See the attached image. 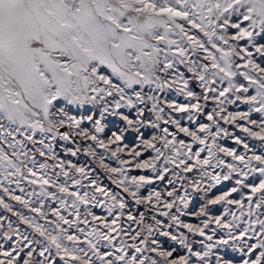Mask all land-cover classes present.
I'll list each match as a JSON object with an SVG mask.
<instances>
[{"label":"snow or ice","instance_id":"obj_1","mask_svg":"<svg viewBox=\"0 0 264 264\" xmlns=\"http://www.w3.org/2000/svg\"><path fill=\"white\" fill-rule=\"evenodd\" d=\"M192 29L202 33L203 39L197 34L189 35ZM171 36L179 37V42ZM200 52L205 54L202 60L193 58ZM254 54L264 61V0H0V136L7 133L13 137L9 144L13 152L9 155L0 148V162L23 177L21 168L27 165L20 157L27 158L29 154L15 151L17 144L21 149L25 145L15 141L9 130L12 126H16L15 132L23 129L25 139L33 145H40L36 152L41 157L57 158L53 147L57 139L73 145L77 140L89 142L82 147H63L73 156L83 151L97 159L99 167L110 174L109 179L135 205L145 209L136 214L126 211L125 197L100 187L95 179L89 181L94 188L91 196L86 190L81 192V188L88 187L82 179H89L91 172L70 162L66 170L60 161L57 179L41 174L31 182L40 184L41 195L53 199L56 193L48 192L46 186L58 189L63 194L62 207H69L67 197H71L76 220L70 222L60 209H55L52 214L56 219L46 221L52 226L49 230L35 217L16 213L44 240L30 239L17 229L13 230L17 237L13 241V235L4 232L3 239L12 244L5 248L0 243V264H57V260L63 264H264V211H260L264 209V154H238L236 149L217 143L221 136L230 135L221 121L264 142V118L259 124L250 118L252 112L264 113V66ZM237 77L247 83H238ZM218 81L227 86L215 87ZM173 88L186 103L161 101L158 93ZM250 88L255 94L246 95ZM210 100L215 107L206 111ZM237 101L248 105V111H227L225 105ZM125 109L134 110L135 115ZM176 113L186 115L196 127L182 125ZM109 116L118 117L122 126L102 138ZM201 116L208 122H199ZM161 121L175 125L178 133L190 137L191 142L178 140V133L169 132L167 127L161 129ZM86 123L90 128L84 126ZM148 128L160 130L161 134L146 138L144 130ZM37 132L48 143L43 138L36 141ZM130 135L134 139L126 143ZM233 139L252 151L241 137ZM194 145H199L195 151ZM97 148L103 152L98 153ZM148 150L155 155L141 161ZM203 152L207 155L201 158ZM121 154L129 158L123 159ZM220 154L231 157L232 162H226ZM35 155L31 157L34 167ZM109 155L118 167L105 163ZM47 167L46 162L39 164V169ZM131 167L150 169L154 175L130 177ZM181 167L184 174L198 169L199 179L185 187L186 175L174 170ZM217 168L227 171L221 175L215 171ZM27 170L37 177L34 168ZM69 170L81 179L70 177ZM170 172L180 181L183 195L175 187L163 193L153 189L142 194L141 190L155 181L167 180V185H174L175 181L168 178ZM253 173L258 182L248 183ZM61 174L64 183L58 179ZM69 179L75 191H70ZM232 179L235 186L220 194L213 192L222 181ZM244 189L248 191L240 199L231 198ZM97 193L104 200H98ZM196 197L201 203L193 210L190 206ZM13 199L21 201L20 196ZM21 202L28 207L27 200ZM93 202L106 207L108 217L89 212L93 225L85 233L78 224L79 206L87 207ZM245 202L247 213L243 211ZM40 204L30 210L46 217L43 201ZM216 205L225 206L223 214H212ZM228 205L238 206L240 216ZM4 207L11 211L9 205ZM147 213H152V223H147ZM245 215L248 219L238 222ZM158 216L166 218L167 223ZM184 216L195 217L199 223L185 222ZM125 218L139 230L125 227ZM80 222L89 223L87 218ZM73 226L84 233L83 240L76 232H69ZM190 235L204 238L198 241L199 248ZM161 236L179 245L185 254L177 256L176 248L163 247L158 239ZM102 242L105 249L112 250L102 251ZM34 244L43 245L38 253ZM82 244H87V250ZM229 250L239 253V258L229 257Z\"/></svg>","mask_w":264,"mask_h":264},{"label":"rangeland","instance_id":"obj_2","mask_svg":"<svg viewBox=\"0 0 264 264\" xmlns=\"http://www.w3.org/2000/svg\"><path fill=\"white\" fill-rule=\"evenodd\" d=\"M186 28H190L189 25L185 24ZM162 31V30H161ZM192 34H197L199 35L202 39H203V35L202 33H199L198 30L192 29L189 32V35ZM170 38L172 39H177V41L179 42V37L177 36H171ZM241 44H243V41L240 42ZM162 48L164 47L163 44L160 45ZM251 50V48H250ZM205 54L203 52H200L198 54H196L193 58L198 59V60H202L203 56ZM254 58L256 59V61L258 63H262V66H264V61H262V58L259 57L258 55L254 54ZM237 62H240L237 60ZM210 63V62H209ZM181 71H184V66L180 65L179 66ZM190 75V74H189ZM237 82L238 83H247L243 77H237ZM217 88H220L222 86H227L226 82L224 85H221L219 83V81L217 82L216 85H214ZM190 87H193L196 89V91H200V89L197 87L196 84H191ZM255 94L254 88H250V91L248 94L246 95H253ZM158 95L160 96L161 101L164 100H176L180 103H186L187 101H185L184 96L182 94H180L175 88L171 89V90H165L162 93H158ZM230 98H234V97H230ZM215 107V104L210 100L208 102V106L205 109L206 111H211L213 108ZM227 111H248V105L240 103L239 101H237L235 104H226L225 105ZM126 112L131 111L133 115H135L134 110H129V109H125ZM168 110L166 109V112ZM73 114H78L76 113V110H73ZM147 115V114H146ZM175 117L177 119L181 120V124L184 126H188L190 128H195L196 125L192 124L188 121L186 115H182L179 113L174 114ZM250 118L252 120H256L257 123L259 124V122L261 121L262 118H264V113H257V112H252L250 115ZM199 122L201 123H206L208 122L206 120V117L201 116ZM107 127L105 130V133L102 134V138H105L107 136L110 135L111 131H115L117 127H121V123L118 119V117H112L109 116L108 119L105 121ZM161 124V129L164 127H167L169 129V132L171 133H178L177 128L175 127V125H171V124H165L163 123V121L160 122ZM221 124L223 127H225L228 132L230 133L229 136H221L220 138H218L217 143L223 147H227V148H234L236 149L238 154H246V155H252L253 153L255 154H264V142L260 141L259 139L253 138L248 136L246 133L242 132L240 129L235 128V126L233 125H228V124H224L223 121H221ZM85 127H89L90 125H88L87 123L84 125ZM250 126V125H249ZM5 127H8L7 124H5ZM16 126H12L9 130L13 131V135L15 137V141L17 142H23V144L25 145L24 149H21L19 147V144H17V147L15 149V151L19 154L21 151H27L28 152V157L25 158L23 156L20 157V160H24L25 164L27 165V167H22L21 168V172L23 173V177H27V178H23L21 177L19 174H14L15 170L12 169L11 167L7 166L6 163L0 162V199L3 200V203H0V243H3L5 245V248H10L12 242L10 241H6L3 239V233L4 232H8L9 234L13 235V241H15L17 239V237L15 236L13 230H17L19 231V233H21L22 235H26L28 236L30 239L36 240L39 239L41 241L44 240L43 237H39V235L37 233H35L34 229L28 225L23 223V221L20 219V217L18 215H16V213H21L24 216H27L29 218H33L35 217L36 222L40 223V224H44L46 227H49V230H51V227L49 224L46 223V221H53L56 219V217L52 214L53 210L55 209H60L61 214L64 215L70 222L76 220V216L74 213V210L70 207L71 205V197H67L68 200V205L69 207H62L61 203H60V199L63 196V194L59 193L58 189L53 188L51 186H46L47 191L48 192H55L57 195L56 199H53L51 196H47V195H41L42 189L40 187L39 183H32V180L38 179L39 175L41 174H46L49 178L55 180L57 179V176L55 175V173H61V169L59 167V162L63 161L65 166H66V170L67 166L70 163L79 166H85L90 172L91 175L89 177V179H82V184L84 185H88L87 188H81L80 191H88L89 195L91 196L94 188L92 186H90L89 181L91 179H95L97 185H99L100 187L105 188L106 190L115 192V193H119L121 196H124L125 199L127 200L128 203V209L126 211H133V214H136V211H145L144 206L143 205H135L134 201L130 198L127 197L126 194L123 193L122 188H120L117 184H114L112 182V179H109V173L106 172L103 168L99 167V163L97 159H94L93 157L87 155L85 152L80 151L79 153H77L76 156L71 155L70 153L66 152L64 150V145H67V147L69 148H75V147H82V146H86L87 143L89 142H81L80 140H77L76 144L73 145L69 142H65V141H61L59 139H57V141L54 144V151L56 153V159H52L49 157H41L38 152H36V149L40 147V145L37 143L36 145H33L32 142L28 141L25 139V134L24 130L21 129L20 132H15ZM254 131H258V128H253ZM145 137L146 138H150L151 135L155 134V135H160L161 131L157 130V129H152V128H148L145 129ZM7 137V139L5 140L4 137ZM233 136H239L241 137L245 143H247L249 145V148L252 151H248L246 149H244L243 145L240 144H236L235 140L233 139ZM45 139V142L48 143L47 138L37 132L34 139L36 141H39L40 139ZM134 139L133 136H129L128 139L125 141L126 143H130L132 140ZM169 139H171V137H169ZM177 139H183L185 141V143H190L191 142V138L190 137H186L184 136V134L182 133H178L177 135ZM13 142V137L12 136H7V133H4L3 136H0V148H3L7 153H9V155H11V153L13 152V148L9 147V144ZM157 147H162L161 143H157ZM199 147V145H194L193 146V151L197 150ZM165 151V155H168L167 150ZM97 152L98 153H102L103 149H99L97 148ZM35 153V159H36V165L35 167L33 166V164L31 163V157L32 154ZM155 153L152 152L151 150H148L147 152L143 153V155L140 157V160H147L150 157L154 156ZM207 155V152H203L201 153V158H203L204 156ZM221 157L223 159H225L226 162H232L231 157H224L223 154H220ZM121 158L123 159H128L129 157H127L124 154H121ZM20 160H17L16 163L19 165L20 164ZM47 163L48 167L46 169H39V164L40 163ZM105 163L109 164L111 167H118L119 165L117 164V162L111 158V156H106L105 157ZM163 163V158L157 162V165L159 167L160 164ZM213 163H215V160H213ZM168 167L171 169L172 165H168ZM28 168H34V171L37 172V177H33L31 176V174L28 172ZM175 171L181 172L182 175H186L187 179L185 181V187H188L190 182L193 179H199V171L198 169H194L191 173H187L184 174L182 172V167L178 168V169H174ZM209 171H212V169H209ZM216 172L221 173V175L224 174V172L227 171L226 168H217L215 169ZM128 175L131 176H140V175H146V176H153L154 173H152V171L150 169H136L134 167H131ZM69 176H75V178L77 179H81V177L79 176V174L75 173L74 170H69ZM116 177H113V179H115ZM168 178L173 179L175 181L174 185L169 186L167 185V180H165L164 182H160V181H155L152 185L149 186H145L144 189H142V194H147L148 191H151L153 189L157 190V191H161L162 193L165 192V190H171L172 187H175L176 189L179 190V194L183 195V188L181 187V183L179 180H176V178L172 175V173L170 172L168 174ZM59 181L61 183L65 182V177H63V175L61 174L58 177ZM19 180V184L16 183V181ZM248 183H257L258 182V178H257V174L253 173L252 176L249 177V180L247 181ZM68 185H69V189L70 191H75L76 188L73 187L71 185V180L69 179L67 181ZM235 186V180H229V181H222L221 184L217 185L215 189H213V192L215 194H220L223 191H226L228 189H230L231 187ZM7 188L8 192H5L4 189ZM21 189H23V191H21ZM189 191H191L190 187H189ZM247 189H244L240 192L237 193H233L232 194V199H240L242 196H244L247 193ZM14 196H20L21 197V201L27 200L29 202L28 207H25V205L21 202V201H17L15 199H13ZM97 198L98 200H104L103 196H100L97 193ZM43 201V208L42 211L44 213L47 214L46 217H41L38 213H34L32 212L30 209L31 208H35V207H40L41 204L40 202ZM110 203V201H105V204ZM201 203L199 197H196L195 199V203L193 205H191L190 207L194 210L196 207H198V205ZM4 204L9 205V207L11 208V211H9L7 208L4 207ZM224 205H216L212 207V214L213 215H221L224 213ZM228 209L231 212H234L236 214L237 217L240 216L241 214V209L236 206V205H228L227 206ZM247 202H245V207H244V212L247 213ZM79 210H80V221H83L85 218H87V220L89 221V223L87 225L83 224L82 222L78 221L79 227H82L85 229V233L88 232L92 225H93V221H92V215H95L97 217H108V212L106 207H104L103 205L93 202L92 204L88 205L87 207H85L84 205H80L79 206ZM260 211H264V209H261ZM92 213V215H88V213ZM151 215L152 213H147V223H152L151 221ZM160 219H165L166 223L167 220L166 218L163 217H159ZM262 219H264V216L261 217ZM110 219V217H109ZM182 219L185 222H189V223H199V220L196 219L195 217L192 216H184L182 217ZM225 219L231 220L232 217L231 216H226ZM248 219L247 215L244 216L242 221H238L240 223H243L244 221H246ZM123 225L125 227H128L129 225L131 226V228L133 230H139L138 226L135 224H132L131 222H128L125 218L124 221H122ZM9 224H11V229L9 228ZM97 226L98 222H97ZM63 227L68 228V225H63ZM214 227V225H213ZM173 231H175V229H173ZM185 231L186 230H183ZM69 232H76L77 235L80 236L81 240L84 239V233H80L78 232L77 228L75 226L69 228ZM146 234V233H145ZM209 234H211V231L209 230ZM94 239V238H93ZM119 237L117 238V243L119 242ZM125 239H128L127 237H125ZM161 245L165 248H170V247H174L177 249V252L174 255H183L185 254V250L180 248L179 245L175 244L174 242H172L170 239H168L167 237H158ZM201 239H204L202 237L199 236H191L190 235V240L191 241H195L197 242L195 244L196 248H199V243L198 241H200ZM254 242V241H251ZM128 243L131 244L132 241L130 239H128ZM205 243H207V241H205ZM43 245L41 244H34L33 247L36 248L37 253L41 250V247ZM82 247H84L87 250V244H82ZM101 250L105 251H111L112 249H105L103 247V242L101 243ZM53 252L55 251V249H52ZM223 251V250H221ZM89 255H91V253L89 252ZM149 255H151L149 253ZM228 255L229 257H236L239 258V253L237 252H233L231 250L228 251ZM37 259H43L42 257H38ZM57 264H63L62 261L57 260Z\"/></svg>","mask_w":264,"mask_h":264}]
</instances>
